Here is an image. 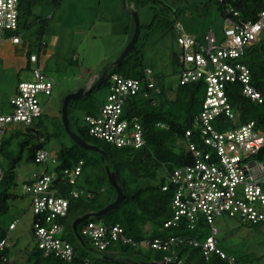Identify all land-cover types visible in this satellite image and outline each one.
Listing matches in <instances>:
<instances>
[{"label": "built area", "instance_id": "2783aa9c", "mask_svg": "<svg viewBox=\"0 0 264 264\" xmlns=\"http://www.w3.org/2000/svg\"><path fill=\"white\" fill-rule=\"evenodd\" d=\"M19 2L0 0V36L13 44L23 41L19 30ZM261 2L263 9L256 20L242 18L233 6L227 8L221 39L214 27H209L204 37L199 39L186 31L182 22L175 25L179 83L202 80L206 90L201 108L194 116L193 127L185 132L184 141L193 160L173 168L163 186L164 190L169 184L175 188L172 199L174 213L164 227L179 226L186 221L193 229L203 222L211 227L212 233L203 241L185 235L136 241L119 223L106 224L87 218L79 223L78 231L97 251H104L116 242L130 243L167 251L161 262L184 264L177 248L187 242L201 247L206 259L216 253L228 264H237L236 255L217 243L219 229L216 219L223 215H239L251 223L264 222V129L256 120L241 122V112L231 103L228 86L238 83L244 96L256 104H264V95L252 84L250 67L242 60L246 48L264 37V0ZM45 44L44 40L42 49ZM42 56L36 51L31 53L32 79L19 81L17 92L10 99L11 109L0 111V148L12 128L19 124L29 127L43 114L41 96L52 94L54 80L44 72ZM144 73L149 87H155L153 68L146 67ZM155 88L159 91V87ZM140 91L143 89L139 78L114 73L109 94L99 113L83 116V124L89 134L119 147L144 146L146 138L138 116L131 119L123 116L127 99ZM144 95L147 97L150 92L145 90ZM35 162L45 165L44 169L34 171L22 185L24 193L31 197L32 231L45 256L54 255L71 262L77 252L64 236L65 225L61 220L68 215L70 198L62 194L61 184L73 186L70 190L73 198L92 196V192L78 186L84 160L58 172L55 169L59 164L57 154L45 144L37 150ZM3 176L4 168L0 161V183ZM16 226L14 220L10 228ZM9 245L8 236L0 240V264H13L9 256L1 253ZM84 264L94 263L86 257Z\"/></svg>", "mask_w": 264, "mask_h": 264}, {"label": "trees", "instance_id": "16d2710c", "mask_svg": "<svg viewBox=\"0 0 264 264\" xmlns=\"http://www.w3.org/2000/svg\"><path fill=\"white\" fill-rule=\"evenodd\" d=\"M44 1L20 0L19 2V30L22 32V39L26 30L33 27L34 24H38L36 39H29L26 48V65L28 69L33 67L29 59L31 53L36 51L42 56V51L43 53L47 52L49 48L45 35L53 19V14L46 17L35 15L34 11L35 7ZM48 1L56 7L61 2V0ZM131 3H133L134 9L140 17V34L135 47L121 64L109 63L106 68V79L90 94L79 99L70 100L68 113L71 128L87 141H90L86 136L89 132L83 124V116L99 113L109 94L111 76L114 73H119L126 77L139 78L142 81L143 91L127 99L123 106V116L129 119L138 116L143 126L146 144L135 148L129 146L119 147L108 143L102 148L108 155L105 160L100 152V157L89 156L87 150L80 147L75 141L68 146L61 144L56 152L59 161V164L55 167L56 171L61 172L65 168L76 165L80 160H84L83 172L78 186L92 192L91 197L83 195L79 198H73L70 196V190L73 186L68 183L61 184L62 194L70 198L68 215L61 220L65 225L64 236L74 245L77 256L71 262L54 255L45 256L43 250L37 244L36 236L32 233L36 243L30 250L28 257L25 260L14 258L12 259L13 264L23 262L33 264H84L86 257L91 258L94 264H142V262L164 259V256L168 253L167 251H162L164 255L160 253L162 259L159 256L152 259L141 248L122 242L113 243L104 251H97L92 246V248L89 247L91 250V253H89L86 252L87 248H85V246L88 247L87 238H84L85 243L82 244L76 237L72 227L74 219L86 212L99 211L117 197V190L109 182L106 165H109L111 170L115 171L125 198L118 207L107 214L100 217H90V219L103 221L106 224L119 223L123 226L125 233L136 241L148 237H168L171 235H185L199 239L204 235L203 232L197 234L199 227L205 229L208 226L203 222H200L193 229L188 227L186 221L179 226L164 227V223L174 213L172 199L175 188L174 185L169 184L168 189L164 190L163 186L167 183L168 174L173 168L193 160L192 154L186 148L185 132L193 127V119L202 105L206 86L202 80H199L185 84L178 82L176 87L172 88L167 86L159 73L153 70L155 87H159V91L155 87H149V80L145 78L144 73L145 68L150 66L145 62V44L158 31L160 32L158 34L160 38L172 32L177 44L175 25L177 22L184 23L185 19L192 15L195 8L201 11L215 5L217 10L224 16L227 8L233 6L240 12L242 18L256 20L259 11L263 9V3L261 0H131ZM187 11L190 12V15H187ZM131 17L132 22L125 25V31L129 35L128 42L132 38L135 29L133 16ZM142 28H144L143 33L141 32ZM189 29L193 30V28ZM207 30L195 35L202 39ZM44 40L46 44L42 49ZM171 56L176 71L179 68L178 49H174ZM242 60L250 67L252 84L264 95V37L246 48ZM44 72L46 73V70ZM101 74L102 72L98 74V77L92 83ZM102 86L106 87L107 96L105 100L99 102L96 94ZM228 87L231 103L241 112V122L256 120L258 125H261L264 129V104H256L244 96L241 90L242 86L238 83L229 84ZM145 90L150 92L147 97L144 95ZM171 92L174 93L172 97ZM62 102L63 99L60 114ZM43 114L37 121L38 128L33 125L24 126L27 135L25 139L19 141L20 150L17 153L10 151L8 146L13 140H17L25 134L20 128L14 129L10 137L6 135L1 145L0 156H6L10 159V162L8 164L2 163L4 176L3 181L0 183V240L7 237L9 231L17 227L11 229L10 224L15 219L6 223L3 216L10 211L12 201L18 196L11 191V186L15 181L14 168L23 159V152L27 151V161L38 164L35 162L37 150L43 147L52 136L59 135L60 126L65 131L62 122L60 126L57 125V130L51 131L42 118ZM80 225L78 226L79 229ZM12 245L10 243L1 253L10 257ZM177 249L178 255L184 258V264H228L225 259L216 253L206 259L201 247L187 242ZM20 250L23 251V249ZM234 254L237 258V264L263 263L261 258L255 255Z\"/></svg>", "mask_w": 264, "mask_h": 264}, {"label": "rangeland", "instance_id": "374dc122", "mask_svg": "<svg viewBox=\"0 0 264 264\" xmlns=\"http://www.w3.org/2000/svg\"><path fill=\"white\" fill-rule=\"evenodd\" d=\"M131 9H134L131 0H61L57 7L45 0L35 7V15L47 17L53 14L45 35L49 51L43 53L42 59L44 70L54 80V87L51 95L41 96L44 106L42 118L51 131L57 130V125L60 126L62 122V119L60 121L62 99L70 92L89 86L99 73H103L109 63L119 57L128 43L129 35L125 31V25L132 22V15L129 11ZM186 13L190 15L189 11ZM223 23L222 14L213 5L207 10L200 11L195 8L192 15L185 19L183 25L186 31L194 35L204 32L209 27H214L221 39L224 36ZM37 27L38 24H34L25 31L21 44H12L6 37L0 39V111L2 112L11 109L10 99L17 92L19 81L31 80L33 77L31 69L23 63L26 60L28 40L36 39ZM141 32H144V28ZM159 33V31L155 32L145 44V62L159 73L167 86L174 88L179 82L180 73L179 68L175 71L173 67L171 53L174 49H178V45L175 43L172 32L161 38L158 37ZM96 95L99 102L105 100L106 87L102 86ZM170 95L172 97L174 93L171 92ZM38 120L39 118L33 123L36 128L39 127L37 126ZM17 127L22 132H26L23 124ZM14 129L8 132V137ZM59 129V135L52 136L46 143V147L52 152H57L61 144L68 146L74 141L66 130L61 129V126ZM26 135L25 133L17 140H13L8 146L10 151L17 153L20 150L18 143L25 139ZM86 136L100 149L109 143L103 138L96 139L90 134ZM86 150L89 156L100 157L98 151ZM26 154L25 150L23 159L14 168L15 181L11 186V191L18 196L12 201L10 211L3 216L6 223L12 219L17 222V227L10 230L8 234L9 242L13 244L10 258L21 260L28 257L36 243L32 234L31 197L24 193L22 185L34 171L43 170L45 166L27 161ZM0 161L8 164L10 159L1 155ZM216 226L219 229L216 235L217 243L221 248L229 253L255 255L261 258V262H264V222L251 223L239 215H223L216 219ZM201 232L204 235L199 239L203 241L207 235L212 233V230L210 226H206L205 229L199 227L197 234ZM87 243L86 252L91 253L92 245L88 239ZM137 247L149 254L152 259L157 256L162 259L160 255V253L163 254L162 250ZM20 249L23 251L21 252Z\"/></svg>", "mask_w": 264, "mask_h": 264}, {"label": "water", "instance_id": "95a60500", "mask_svg": "<svg viewBox=\"0 0 264 264\" xmlns=\"http://www.w3.org/2000/svg\"><path fill=\"white\" fill-rule=\"evenodd\" d=\"M129 11H130L131 15L133 16V20L135 23L134 33L132 35V38L129 40V42L126 44V46L124 47V49L120 53L119 57L114 62H112V64H116V65L121 64L122 61L124 60V58L133 50V48L135 47V44L139 38V34H140V17H139V14L135 9H133V10L131 9ZM106 77H107V69H104L103 73L100 75V77L94 83H91L89 86H86V87H81L74 92L68 93L64 97L63 102H62V107H61V119H62V122L64 124V128H65L66 132L71 136V138L80 147L85 148V149H92V150H96V151L100 152L102 154V157L104 160L108 158V155H107L105 150L100 149L99 146L88 142L84 137H82L80 134H78L77 132H75L71 128L69 113H68V106H69L70 100L79 99L80 97H82L84 95L90 94L97 86H99L101 83H103V81L106 79ZM92 82H93V80H92ZM106 171L108 174L110 184L117 190V197L113 202L109 203L108 205H106L105 207L100 209L99 211L86 212L83 215H80L76 219H74V221L72 223V227H73V230H74L76 237L78 238V240L82 244H84L85 242H84V238L82 237V235L78 231L79 223H81L82 221H84L90 217H94V216L100 217V216L107 214L112 209L118 207L124 201V198H125L123 188L117 179L115 171L111 170L109 165H106ZM142 264H176V263L175 262H160L157 260H152V261H148V262H142Z\"/></svg>", "mask_w": 264, "mask_h": 264}, {"label": "crops", "instance_id": "0c3cea01", "mask_svg": "<svg viewBox=\"0 0 264 264\" xmlns=\"http://www.w3.org/2000/svg\"><path fill=\"white\" fill-rule=\"evenodd\" d=\"M11 42V41H10ZM13 44V43H12ZM48 51H49V48H48ZM23 65H26V60H25V62L23 63ZM91 82V81H90ZM89 84V83H88ZM16 129V128H15ZM19 259V258H18ZM19 260H21V259H19Z\"/></svg>", "mask_w": 264, "mask_h": 264}, {"label": "clouds", "instance_id": "9594fccd", "mask_svg": "<svg viewBox=\"0 0 264 264\" xmlns=\"http://www.w3.org/2000/svg\"><path fill=\"white\" fill-rule=\"evenodd\" d=\"M161 262V261H160Z\"/></svg>", "mask_w": 264, "mask_h": 264}]
</instances>
